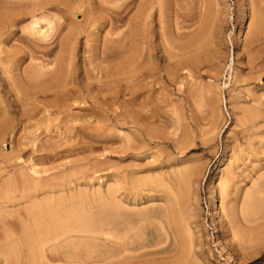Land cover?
<instances>
[{
    "label": "rangeland",
    "instance_id": "1",
    "mask_svg": "<svg viewBox=\"0 0 264 264\" xmlns=\"http://www.w3.org/2000/svg\"><path fill=\"white\" fill-rule=\"evenodd\" d=\"M6 1L0 0V111L7 112L0 117V193L4 196L6 191L8 198L19 196L13 200H19L28 193L27 196L34 201L31 204L28 199L19 201L17 207L10 208L14 213H10V209L3 211L0 220L15 221L13 218L20 217L25 207L36 204V201L45 203L51 200L55 208L63 199L68 217L78 218L81 227V232L72 236L86 238L81 239L79 247L84 264H166L176 260L178 255L175 252L166 256L154 254L171 244L170 240L164 241L161 231V228L165 229L164 210L173 205L177 207L179 203L180 213L186 211L185 207L195 209L200 227L198 231L202 233L195 235L199 241L196 240L192 250L200 254L191 258L192 264H264V24L259 23L264 19V0H174L175 3L173 0H160L161 4L164 2L166 15L163 13L160 17L155 4L156 9L145 29L143 26L138 28L142 32L136 27L133 30L134 25L128 22V18L136 16L140 0H12L15 2L13 5L10 0ZM39 1H47L51 5L49 12L41 10L35 13V17L51 16L50 21L56 27L52 25L55 30L47 42L29 31L32 23L30 13ZM127 4H130V9L126 10L129 16L126 14L127 19L116 20L111 28L107 20L115 17L117 12L122 13ZM126 15L124 13L123 16ZM256 15L261 18L256 20ZM73 18L81 24L77 26L80 35L77 31L74 59L66 56L61 59L60 42L68 35ZM206 19L214 26L211 30L208 24L211 33L205 36V42L207 37L212 38L215 27L217 35H214L219 36L214 39L216 45H210L213 44L210 39V46L205 44L208 48L204 45L198 49L199 52L194 49L196 53L190 51L186 52L189 55L181 56L179 47L198 34L203 27L202 20ZM59 21L64 26L59 27ZM257 23L256 27L254 24ZM241 30L245 31V36L240 37ZM133 31L137 32L133 37L134 40L138 38L136 45L139 46L132 50L139 49V53L130 47V32ZM149 43L154 47L151 54L147 47ZM102 48L109 53L106 58ZM125 49L127 53L132 51L129 57ZM119 54L123 56V62ZM125 55L129 60H125ZM98 56H104V59ZM66 58L73 61L70 63L72 66L69 65L70 60L68 64V60L63 62ZM58 59L65 69L68 68L60 67V72L52 73ZM43 63L48 68L41 72L37 66ZM109 64L112 69H109ZM184 65L189 68L185 69ZM46 70L49 74H41ZM69 72L72 77H66ZM38 73L41 77L36 76ZM59 73L65 76L58 78L56 75ZM247 112L249 119L245 117ZM250 113H256L252 120ZM220 161V172L213 174ZM119 177L124 183L119 181ZM21 178L31 183L26 191L20 188ZM125 178L129 182L126 183ZM11 179H16L13 180L16 182L14 186L19 185L11 186ZM115 179L120 183L121 194L129 199L121 195L123 213H130L133 226L145 228L138 232L142 239L154 242L141 252L123 255L148 253L135 262L119 263L114 257L113 237L116 232L112 228V205L117 184ZM214 183L219 188L215 194L218 200L216 218L208 206L212 198L209 188ZM34 184L43 186L47 197L44 191L32 192ZM58 186L59 190L55 189ZM188 186H193L196 191L190 192ZM168 187L173 189L170 191ZM61 190L64 192L60 193ZM17 191L21 194L18 195ZM158 196L163 201H158ZM171 199L173 204L169 202ZM164 200H168L169 205ZM23 202L27 204L23 205ZM7 215L9 220L5 217ZM124 233L121 231V235ZM72 244L69 239V250L73 248ZM197 244H202V248Z\"/></svg>",
    "mask_w": 264,
    "mask_h": 264
},
{
    "label": "bare ground",
    "instance_id": "2",
    "mask_svg": "<svg viewBox=\"0 0 264 264\" xmlns=\"http://www.w3.org/2000/svg\"><path fill=\"white\" fill-rule=\"evenodd\" d=\"M6 1V0H5ZM9 1V0H8ZM29 1V0H28ZM112 0H107V2H111ZM120 1V0H119ZM162 1H164L165 2V0H162ZM174 1V0H173ZM7 2V1H6ZM10 3L11 2H13L12 0H10L9 1ZM26 2V1H25ZM137 2V1H136ZM140 2L141 3H139V5L137 6L138 7V9H137V12H136V16L133 18V17H130V18H128L129 20H128V22H130V24H132V26L134 25V29L133 30H135V27H136V30H139L138 28H143L144 26L146 27V24H147V21L149 20V19H151V16L153 15V13L152 12H154V9H156V6H155V4L158 6V13L157 14H159V16L161 17H163V13H164V2H162V4L160 3V0H140ZM8 3V2H7ZM15 2H13L12 3V5L14 4ZM19 3V2H18ZM33 3V2H32ZM60 3V2H59ZM83 3V2H82ZM102 3V2H101ZM171 3V2H170ZM174 3H175V1H174ZM207 3H209V2H207ZM16 4H17V2H16ZM21 4H23V3H21ZM28 4V3H27ZM34 4V3H33ZM132 4H135L134 2L132 3ZM131 4V5H132ZM179 4H180V2H179ZM205 4V3H204ZM210 4V3H209ZM18 5V7H19V4H17ZM32 5V4H31ZM51 4L50 3H48L47 1H39V2H37V3H35L33 6H34V9L31 11V18H32V23H31V25H30V27L31 28H29L30 30L29 31H31V33L33 34V36L35 35H37L36 37H40L41 39H42V41L43 40H45L44 42H47V40H49L50 41V39L49 38H51L52 37V31L53 30H55L54 28H56L55 26H54V24H52L53 22H51L50 21V17H47V15L46 16H43V17H39V18H36L35 16V13L36 12H39V11H41V10H43V11H47L48 9H50V8H48L49 6H50ZM103 5V4H102ZM168 5V4H167ZM171 6H172V3H171ZM170 6V7H171ZM202 6V5H201ZM30 7H32V6H30ZM57 7V6H56ZM130 7V4H127L126 6H125V9L123 10V12L125 13V15L126 14H128V16H129V13H127L126 12V10L128 9ZM136 7V6H135ZM26 8H27V6H26ZM59 8V7H58ZM76 8V7H75ZM166 8V7H165ZM32 9V8H31ZM79 9V8H78ZM77 9V10H78ZM106 9V8H105ZM111 9V8H110ZM115 9V8H114ZM130 9V8H129ZM167 10H168V8H166ZM207 9V8H206ZM30 10V9H29ZM180 10V9H179ZM178 10V11H179ZM205 10V9H204ZM52 11V10H51ZM79 11V10H78ZM82 11V10H81ZM107 11V10H106ZM128 11V10H127ZM155 11H157V10H155ZM172 11V9L170 10V12ZM47 12H49V10L47 11ZM118 13L117 12V15H115V17H110V19H108L107 21H108V23L110 24V26H111V28H112V25L114 26V23H115V21L116 20H118V21H120L121 19H124V18H126L127 19V15L126 16H123L124 15V13ZM167 13H168V11H166ZM190 12V11H189ZM209 12V11H208ZM207 12V13H208ZM113 13V12H112ZM133 14H134V12H132ZM186 13V12H185ZM261 13V12H260ZM43 14V13H42ZM42 14H41V16H42ZM45 14V13H44ZM49 14V13H48ZM51 14V13H50ZM87 14H89V13H87ZM115 14V13H114ZM165 15H166V13H164ZM187 14V13H186ZM214 14V13H213ZM259 14V13H258ZM164 15V16H165ZM168 15H169V13H168ZM167 15V16H168ZM217 14H215V16H216ZM261 15H263V14H261ZM59 16V15H58ZM57 16V17H58ZM73 16H74V18H75V14L73 13ZM89 16V15H88ZM88 16H86V17H88ZM109 16H111V15H109ZM215 16H213V17H215ZM245 16V15H244ZM243 16V17H244ZM258 16V17H257ZM160 17H158L159 18V20L158 21H160ZM194 17V16H193ZM209 17V16H208ZM242 17V18H243ZM72 19V22H71V24H70V31H69V33H68V35L66 36V37H64V40H63V42H60V48H61V54L62 55H60V58L62 59L63 57H71V59L73 58L74 59V55H73V52H74V50L76 49V46H75V43H76V41H77V38H76V35H77V31H79V29H78V24H80L79 23V21L77 22L76 21V19ZM177 18H179V17H177ZM257 18H261V16H259V15H256V20H257ZM263 18V17H262ZM56 19V17H54V21H56L55 20ZM63 18L61 17L60 18V20H62ZM88 19V18H87ZM90 19V18H89ZM212 19V18H211ZM245 19V18H244ZM241 20H243V19H241ZM255 20V22H259L261 19H259V21H256ZM9 21H10V19H9ZM11 21H12V19H11ZM58 21V20H57ZM65 21V20H64ZM90 21V20H89ZM93 21V20H92ZM123 21V20H122ZM127 21V20H126ZM190 21V20H189ZM197 21V20H196ZM202 21H204L203 22V27H201V30L198 32V34L196 35L195 34V37H193V36H191V38H190V41L188 42V43H186V44H183V45H181L180 47H179V50H180V55L181 56H183L184 54L185 55H189L191 52L190 51H193L194 49L195 50H197L198 51V49H200L201 50V46L203 47L205 44H207V46L209 45L208 43H210V42H208L210 39H211V43H213V44H210V45H216V43H217V41H215L216 40V38L215 37H217V36H215V35H217V34H215L216 33V29L217 28H215V27H213L215 30H213L214 32H212L213 33V35H211L212 36V38L211 37H209V39H208V37H207V40H206V42H205V36L207 35L208 36V34H210L211 33V30H212V25L214 26V24H209V22H208V19H206V20H202ZM210 21V20H209ZM263 21H264V19H262L259 23H261L262 25L264 24L263 23ZM117 22V21H116ZM149 22V21H148ZM163 22H164V20H163ZM185 22V21H184ZM194 22V21H193ZM107 23V22H106ZM161 23H162V21H161ZM179 23V22H178ZM177 23V24H178ZM192 23V22H191ZM211 23H213V22H211ZM215 23H216V21H215ZM96 24V23H95ZM95 24H94V28H95ZM98 24V23H97ZM126 24H127V22H126ZM129 24V23H128ZM149 24V23H148ZM181 24V23H180ZM197 24V23H196ZM208 24L210 25V29H209V27H208ZM261 24H259V25H261ZM46 25V26H45ZM52 25H53V27H52ZM63 24H62V22L61 21H59L58 22V26L59 27H61ZM81 25V24H80ZM89 25V24H88ZM117 25H120V24H117ZM163 25V24H162ZM254 25H256V27L258 26V23L257 24H254ZM64 26V25H63ZM78 26V27H77ZM92 26V25H91ZM132 26H130V27H132ZM143 26V27H142ZM176 26V25H175ZM216 26V25H215ZM49 28V30H48V28ZM82 27V26H81ZM145 27H144V29H145ZM150 27V26H149ZM120 28V27H119ZM160 28H163V27H160ZM258 28H260V26L258 27ZM263 28V27H262ZM90 29V28H89ZM143 29V30H144ZM246 29V28H245ZM256 29V28H255ZM159 30V29H158ZM162 30V29H161ZM220 29L218 28V30L217 31H219ZM260 30H263V29H260ZM50 31V32H49ZM82 31V30H81ZM131 31V30H130ZM140 32H142L141 30H139ZM149 31V30H148ZM83 32V31H82ZM128 32V31H127ZM256 32V31H255ZM80 33V31L78 32V36L80 35L79 34ZM137 33V32H136ZM136 33H135V31H133V32H130V35H132L131 37H132V39H130V41H131V50L132 49H134L136 46H139V44L138 45H136L137 44V40H138V38H137V40H134V34H135V37H136ZM181 33V32H180ZM217 33H219V32H217ZM257 33H258V31H257ZM117 34V33H116ZM148 34V33H147ZM179 34V33H178ZM182 34V33H181ZM181 34L179 35L180 37H181ZM215 34V35H214ZM121 35V34H120ZM129 34H128V37L130 36ZM219 35V34H218ZM246 34H245V31H243V30H241L240 31V37H242V36H245ZM77 36V37H78ZM142 36H143V34H142ZM179 36H177V37H179ZM182 36H183V34H182ZM213 36H214V38H213ZM53 37H54V35H53ZM127 37V36H126ZM130 37V38H131ZM141 37V36H140ZM179 37V38H180ZM219 37V36H218ZM217 37V38H218ZM239 37V38H240ZM87 38V37H86ZM145 38V37H144ZM182 38V37H181ZM184 38H185V35H184ZM28 39V38H27ZM40 39V40H41ZM55 39V38H54ZM106 39V38H105ZM136 39V38H135ZM215 39V40H214ZM57 40V39H56ZM87 40V39H86ZM134 40V41H133ZM215 41V44H214V41ZM25 41V40H24ZM52 41V40H51ZM54 41V40H53ZM88 41V40H87ZM122 40H120V42H121ZM126 41V40H125ZM125 41H124V45H126L125 44ZM130 41H129V45H130ZM32 42V41H31ZM109 42H111L110 40H109ZM114 42V41H113ZM123 42V41H122ZM140 42V41H139ZM146 42V41H145ZM27 43V42H26ZM43 43V42H42ZM49 43V42H48ZM47 43V44H48ZM112 43V42H111ZM110 43V44H111ZM115 43V45H117L116 44V42H114ZM113 43V44H114ZM78 44V43H77ZM85 44V43H84ZM141 44V43H140ZM152 44V43H151ZM201 44V45H200ZM114 45V46H115ZM121 45V44H120ZM123 45V46H124ZM142 45V44H141ZM143 45H145V44H143ZM142 45V46H143ZM148 46V50H150L149 52H150V54H151V52H152V49H154V47H152L153 45H150V43L149 44H147ZM198 45H200V46H198ZM209 45V46H210ZM85 46H87V45H85ZM89 46V45H88ZM106 46V45H105ZM118 46H119V43H118ZM123 46H121L120 48H122ZM200 47V48H198V47ZM28 47V46H27ZM42 47V46H41ZM116 47V46H115ZM129 47V46H128ZM30 48V47H29ZM46 48H47V46H46ZM55 48V47H54ZM89 48V47H88ZM104 48V47H103ZM103 48L101 49L103 52L106 50V49H104L103 50ZM105 48H107V46L105 47ZM127 48V47H126ZM204 48H208V47H206V45L204 46ZM204 48H202V50L204 49ZM1 49V48H0ZM35 49V48H34ZM43 49V48H42ZM45 49V48H44ZM108 49V48H107ZM114 49H116V48H114ZM114 49H112V50H114ZM123 49V48H122ZM145 49V48H144ZM147 49V48H146ZM119 50V49H118ZM118 50H117V53H118ZM121 50V49H120ZM120 50H119V52H120ZM135 50H137V49H135ZM135 50H132V51H134L135 52ZM139 50V49H138ZM137 50V51H138ZM143 50V49H142ZM55 51V50H54ZM91 51V50H90ZM98 51V50H97ZM128 51H129V48H128ZM132 51H131V53H132ZM146 51V50H145ZM197 51H193L192 53H196ZM3 52V51H2ZM53 52V51H52ZM86 52V51H85ZM95 52V51H94ZM102 52V53H103ZM113 52H115V51H112V53ZM124 52H126V55L128 54V56L127 57H129V54H131V53H127V50L125 49L124 50ZM186 52H190V53H186ZM199 52V51H198ZM32 53H34V52H32ZM56 53V52H55ZM95 53H98V52H95ZM101 53V54H102ZM105 53V52H104ZM111 53V52H110ZM116 53V52H115ZM114 53V54H115ZM122 54H123V52H121ZM138 53H139V51H138ZM43 54V53H42ZM52 54V53H51ZM99 54V53H98ZM100 54V55H101ZM106 54H109V53H105V57L104 58H106L107 57V55ZM73 55V56H72ZM112 56H113V54H111ZM115 55H117V54H115ZM119 55H121V54H119ZM119 55L117 56L118 58H120L121 57V60H122V62H123V59H122V55L119 57ZM126 55L124 56V58L126 57ZM27 56V55H26ZM32 56V55H31ZM62 56V57H61ZM112 56H109V57H112ZM132 56V55H131ZM152 56V55H151ZM150 56V57H151ZM24 57V56H23ZM98 57H100V56H98ZM98 57H96V58H98ZM103 57H100L101 59H104ZM136 57H137V55H136ZM2 58V57H1ZM1 58H0V60H1ZM58 58V57H57ZM69 58H66V59H63V62L66 60H68L66 63L68 64V62H69ZM114 58V57H113ZM138 58H140V57H138ZM17 59V58H16ZM60 59V60H61ZM99 59V58H98ZM108 59V58H107ZM110 59H112V58H110ZM109 59V60H110ZM141 59V58H140ZM10 60V59H9ZM12 60V59H11ZM15 60V59H14ZM13 60V61H14ZM18 60H20V59H18ZM59 59H58V61H56L57 63H56V70L54 69V70H52V73H53V71H54V73H58V72H60L61 71V68L60 67H62V69H63V67L64 66H62V64L63 63H61L62 61H60ZM113 60V59H112ZM125 60H129V58L127 59V58H125ZM124 60V61H125ZM134 60V59H133ZM136 60L138 61V59L136 58ZM183 60V59H182ZM182 60H181V63L183 64V62H182ZM189 60H191V59H189ZM2 61V60H1ZM13 61H11V63L13 62ZM17 61V60H16ZM98 61H100V59L98 60ZM103 61V60H102ZM108 61V60H107ZM185 61H186V59H185ZM18 62V61H17ZM73 61H71L70 60V62H69V65H71L72 66V64H70V63H72ZM122 62H120V63H122ZM134 62V61H133ZM136 62V61H135ZM142 62V61H141ZM140 62V63H141ZM188 63H189V61H187ZM5 63V62H4ZM9 63V62H8ZM93 63V62H92ZM100 63V62H99ZM104 63V62H103ZM107 63V62H106ZM129 63V62H128ZM132 63V62H131ZM146 63V62H145ZM181 63H180V65H181ZM186 63V62H185ZM184 63V64H185ZM51 64V63H50ZM141 64H144V63H141ZM147 64H149L148 63V61H147ZM146 64V65H147ZM6 65V64H5ZM4 65V66H5ZM34 65V64H33ZM55 65V64H54ZM68 65V66H69ZM95 65V64H94ZM110 65V64H109ZM117 65V64H116ZM126 65V64H125ZM128 65V64H127ZM6 66H8V64L6 65ZM93 66V65H92ZM92 66H90V67H92ZM97 66H98V63H97ZM99 66H102V63H101V65H99ZM104 66V65H103ZM106 67H108L107 66V64L105 65ZM119 66H120V64H119ZM118 66V67H119ZM129 66V65H128ZM131 66H133V65H131ZM130 66V67H131ZM12 67H13V65H12ZM37 67H39L37 70H39V69H41V72H42V70L44 71V69H46V67H47V65L46 64H39V66H37ZM36 67V68H37ZM50 67V66H49ZM67 67V66H66ZM96 67V66H95ZM111 67V65L109 66V69H112V68H110ZM134 67V66H133ZM141 67H143V66H141ZM184 67H185V69L188 67L189 68V66H185L184 65ZM192 67V66H191ZM6 68V67H5ZM8 68V67H7ZM7 68L5 69V70H7ZM36 68H34V73H35V69ZM48 68V67H47ZM68 68V67H67ZM66 68V69H67ZM101 67H99L98 69H99V71L101 70L100 69ZM121 68H122V65H121ZM123 68H126V66L125 67H123ZM183 68V67H182ZM64 69H65V67H64ZM65 69V70H66ZM70 69V68H69ZM72 69V68H71ZM96 69V68H95ZM106 69V68H105ZM108 69V68H107ZM116 69V68H115ZM184 69V68H183ZM182 69V70H183ZM184 69V70H185ZM3 70H4V68H3ZM48 70V69H47ZM47 70H46V72L45 73H41V74H45L46 75V73H48L47 72ZM51 70V69H50ZM73 70V69H72ZM122 70H124V69H122ZM10 71V70H9ZM40 71V70H39ZM63 71V70H62ZM68 71V70H67ZM103 71V70H102ZM114 71V70H113ZM6 72V71H5ZM74 72V71H73ZM106 72H108V70H106ZM9 73V72H8ZM7 73V74H8ZM27 73V72H26ZM25 73V74H26ZM33 73V74H34ZM37 73V72H36ZM40 73V72H39ZM36 74V76H38V75H40V74ZM65 73V72H64ZM64 73L62 74H60L59 73V75H56L58 78H59V76H63L64 75ZM99 73H101V72H99ZM109 73V72H108ZM112 73V72H111ZM116 73V72H115ZM4 74V73H3ZM28 74V73H27ZM49 74V73H48ZM67 74V73H66ZM70 74V72L66 75V77L68 76ZM86 74H87V72H86ZM147 74V73H146ZM153 74V73H152ZM6 75V74H5ZM98 75H100V74H98ZM103 75V74H102ZM109 75H110V73H109ZM108 75V76H109ZM9 76V75H8ZM43 76V75H42ZM54 76H55V74H54ZM65 76V75H64ZM70 76V75H69ZM73 76V75H72ZM72 76H70V77H72ZM74 76H75V74H74ZM106 75H104V77H105ZM39 77H41V75L39 76ZM76 77V76H75ZM27 78V77H26ZM77 78V77H76ZM99 78V77H98ZM148 78V77H147ZM34 79V78H33ZM37 79H38V77H37ZM36 79V80H37ZM72 79V78H71ZM73 79H75V78H73ZM28 81V80H27ZM35 81V80H34ZM63 81V80H62ZM69 81V80H68ZM71 81V80H70ZM73 81V80H72ZM31 82H33L32 80H31ZM56 82H58V81H56ZM65 82H66V80H65ZM34 83V82H33ZM38 83V82H37ZM62 83V82H61ZM58 84V83H57ZM64 84V83H63ZM90 84V83H89ZM152 85V84H151ZM61 86V85H60ZM153 86V85H152ZM63 87H64V85H63ZM66 87H67V85H66ZM151 87V86H150ZM150 87H149V89H150ZM58 89V88H57ZM60 89H61V87H60ZM63 89V88H62ZM66 89V88H65ZM129 89V88H128ZM136 90V89H135ZM144 90H146L145 88H144ZM137 91H140V90H138L137 89ZM148 91V90H147ZM146 91V92H147ZM160 91V90H159ZM133 92V91H132ZM134 92H136V91H134ZM150 92V91H149ZM139 93V92H138ZM132 94V93H131ZM134 95H136L135 93H134ZM142 95H143V93H142ZM141 97V96H140ZM143 97V96H142ZM147 97V96H146ZM1 98V97H0ZM134 99V98H133ZM2 100V99H1ZM0 100V101H1ZM134 102H135V100H134ZM224 102V101H223ZM1 103V102H0ZM131 103V104H130ZM129 104L130 105H133L134 106V103L132 104V102H130ZM128 104V105H129ZM2 105V104H1ZM141 107V106H140ZM136 108H137V106H136ZM3 109V108H2ZM5 109V108H4ZM243 109V108H242ZM254 109V108H253ZM6 110V109H5ZM213 110V109H212ZM247 109L245 108V110L244 111H246ZM248 111H251V109L250 110H248ZM253 112H254V110H252ZM260 111V110H259ZM0 112H2V110L0 111ZM262 112V111H261ZM5 113H7L6 111L4 112V110H3V112L0 114V117H3V116H5V115H3V114H5ZM252 113V112H251ZM250 113V114H251ZM257 113V112H256ZM256 113H253L254 115L256 114ZM155 114V113H154ZM258 114V113H257ZM7 115V114H6ZM137 115V114H136ZM135 115V116H136ZM146 115V114H145ZM243 115V114H242ZM242 115H240V116H242ZM245 115V114H244ZM252 115V114H251ZM254 115H252L251 116V120H252V118H254L255 116ZM258 115H260V114H258ZM263 115V114H262ZM131 116V115H130ZM248 112H247V116H245V117H247L248 118ZM261 116V115H260ZM119 117V116H118ZM117 117V118H118ZM259 117V116H258ZM116 118V119H117ZM250 118V117H249ZM248 118V119H249ZM259 118H261V117H259ZM244 119V118H243ZM242 119V120H243ZM248 119H246V120H248ZM118 120V119H117ZM131 120H132V118H131ZM242 120H240L241 122H244V121H242ZM256 120V119H255ZM249 121V120H248ZM254 121V120H253ZM257 121V120H256ZM255 122V121H254ZM3 125V124H2ZM1 128H2V126H1V124H0V130H1ZM3 131V130H2ZM7 131H5V133H6ZM208 133H210V132H208ZM2 135V134H1ZM5 135V134H4ZM4 137V136H3ZM128 139H131V138H128ZM4 140V139H3ZM132 140V139H131ZM186 140V139H185ZM130 141V140H129ZM184 142V141H183ZM130 143V142H129ZM128 143V144H129ZM222 161V160H221ZM220 161V163L218 164V166L215 168V172L213 173V174H217V173H219L220 171L218 170L219 169V166H220V164L222 163ZM193 168V167H192ZM188 169V168H187ZM191 169V168H190ZM190 169H188V170H190ZM194 169H195V167H194ZM193 169V170H194ZM186 170V169H185ZM35 171V170H34ZM33 171V172H34ZM150 171V170H149ZM187 171V170H186ZM36 172H38L39 173V170L37 171L36 170ZM122 172V171H121ZM123 172H125V171H123ZM133 172V171H132ZM195 171H193L192 173H194ZM32 173V172H31ZM35 173V172H34ZM38 173H36V174H38ZM127 173V172H126ZM135 173H139V172H135ZM144 173V172H143ZM173 173H175V172H173ZM188 173V172H187ZM16 174V173H15ZM35 174V175H36ZM118 174L120 175V173L118 172ZM117 174V172H116V175H118ZM128 174V173H127ZM133 174V173H132ZM140 174V173H139ZM168 174V173H167ZM178 174V173H177ZM189 174V173H188ZM121 175H122V173H121ZM134 175V174H133ZM132 175V176H133ZM136 175V174H135ZM193 175H196V173L195 174H193ZM25 176V175H24ZM114 177H115V174L113 175ZM124 176L126 177V175L124 174ZM131 176V177H132ZM137 176V175H136ZM151 176V175H150ZM158 176V175H157ZM178 176V178H181L180 177V175H177ZM212 176H214V175H212ZM13 177V176H12ZM121 177H123V176H121ZM127 177H129V175L127 176ZM193 177V176H192ZM20 178V177H19ZM32 178H34V177H32ZM116 178H118V177H116ZM190 178H191V176H190ZM36 179V178H35ZM114 179V178H113ZM121 178L119 177V181H121V182H123L122 180L123 179H121ZM152 179V178H151ZM163 179V178H162ZM189 179V178H188ZM12 181L13 180H16V179H11ZM125 180H126V178H125ZM128 180V179H127ZM126 180V183L127 182H129V181H127ZM164 180H166V179H164ZM180 180V179H179ZM182 180H183V178H182ZM186 180V179H185ZM35 181V180H34ZM115 181H116V179H115ZM118 181V180H117ZM116 181V182H117ZM141 181V180H140ZM168 181V180H167ZM172 181V180H171ZM170 181V182H171ZM177 181V180H176ZM184 181V180H183ZM193 182H194V180H192ZM191 181V182H192ZM10 182V181H9ZM113 182H114V180H113ZM112 182V183H113ZM142 182V181H141ZM166 182V181H165ZM179 182H181V180L179 181ZM190 182V183H191ZM192 182V183H193ZM5 183H6V181H5ZM11 184V186H14V184L16 183V182H10ZM18 183V182H17ZM19 183H20V188H22L23 190L22 191H24L25 189H29L28 187V185H30L29 184V182H28V180H26L25 178H21V179H19ZM39 183H41V182H39ZM115 183V182H114ZM124 183V182H123ZM122 183V184H123ZM146 183H147V180H146ZM174 183V182H173ZM178 183V182H177ZM194 183H196V181L194 182ZM38 184V183H37ZM42 184V183H41ZM155 184H157V183H155ZM168 184H169V182H168ZM3 185V184H2ZM8 185V184H7ZM16 185H19V184H16ZM15 185V186H16ZM33 185V184H32ZM35 186L34 187H32V189H33V191L32 192H34V193H36V192H39V193H41V192H43L44 191V196H46L47 197V190H45L44 189V187L43 186H41L40 187V185L39 186H36V184H34ZM44 185V184H43ZM47 185V184H46ZM134 185V184H133ZM166 185V184H165ZM186 184H184V186H185ZM192 185V184H191ZM194 185H196V184H194ZM14 186V187H15ZM31 186V185H30ZM63 186V185H62ZM124 186V185H123ZM125 186H127V185H125ZM138 186H139V184H138ZM150 186V185H149ZM160 186H162V185H160ZM167 186V185H166ZM166 186H164V187H166ZM168 186H170V185H168ZM184 186H182V187H184ZM7 187H9V186H7ZM7 187H5L6 189L5 190H7ZM43 187V188H42ZM47 187V186H46ZM140 187V186H139ZM139 187H137L136 186V188H139ZM146 187H148L147 185H146ZM171 187V186H170ZM193 187V186H192ZM189 188V186L187 187V188H189V191L190 192H193V191H196L194 188ZM3 189H4V187H2ZM12 188V187H11ZM17 188V187H16ZM31 188V187H30ZM52 189V187H49V189ZM54 188L55 187H53V190H54ZM149 188H151V187H149ZM160 188V187H159ZM167 188V187H166ZM165 188V189H166ZM174 188H176L175 186H174ZM55 189H58L59 190V186L57 187V188H55ZM124 189V188H123ZM168 189H170V191L173 189V188H169L168 187ZM192 189H194V190H192ZM219 188H218V185H217V183H214V184H212L211 185V187L209 188V192H210V194L212 195V198H211V200H210V203L208 204V206L210 207V209H211V211L213 212V216L216 218L217 216H218V206H216L217 205V203H218V200H216V196H215V194L219 191L218 190ZM11 190V189H10ZM14 190V189H13ZM65 190V189H64ZM64 190H61V191H59L60 193H62V192H64ZM121 186H120V183L119 182H117V184H116V189H115V192H114V197H115V201H114V205H112L113 206V208L112 209H114L113 210V214H112V228H113V230L116 232V234H115V236L113 237L114 238V242H113V252H114V257L115 258H117V261L116 262H135L136 260H138L139 258H144V257H146V256H148V253H146V252H143V253H141L139 256H123L124 254H126V253H128V252H141V251H143V249H145V248H147V247H149L152 243H154L153 241H149V240H144V239H142L140 236H139V234H138V232H140L142 229H145L143 226H141V225H138V226H133V221H132V219H131V217H130V213H128V212H125V213H123V211H122V200H121V195H123V194H121L122 192H121ZM128 190V189H127ZM148 190V189H147ZM156 190V189H155ZM164 190V189H163ZM177 190V188L175 189V191ZM1 191V190H0ZM8 191H9V189H8ZM18 191H19V189H18ZM18 191H17V194H18ZM26 191V190H25ZM27 191H29V190H27ZM52 191V190H51ZM56 191V190H55ZM128 191H130V190H128ZM146 191V190H145ZM161 191V190H160ZM165 191V190H164ZM225 191H227L226 189H225ZM6 192V191H5ZM4 192V196H2L1 195V193H0V213H2L3 211H6L7 212V210H9L10 208H13V207H17V205H18V203H19V201H21V200H27V201H29L30 203L29 204H31L33 201H31L33 198L32 197H29V196H27L28 195V193H27V195L24 197V195L23 196H21V198H18L19 200H13V198H15V197H19V196H15V197H13L12 198V196H11V198H8L7 197V195H8V193L6 194ZM12 192V191H11ZM10 192V193H11ZM48 192H49V190H48ZM54 192V191H53ZM53 192H52V195H53ZM58 192V193H59ZM138 192V191H137ZM185 193H186V191H184ZM2 193H3V191H2ZM31 193V192H30ZM49 193H51V192H49ZM48 193V194H49ZM57 193V192H56ZM102 193V192H101ZM124 193V192H123ZM126 193V192H125ZM161 193H163L162 191H161ZM172 193H174V195H175V192H172ZM196 192H194V194H195ZM14 194H15V191H14ZM21 193H19L18 195H20ZM37 194V193H36ZM65 194H66V191H65ZM64 194V195H65ZM153 194V193H152ZM170 194V193H169ZM192 194V193H191ZM225 194V193H224ZM43 195V194H42ZM108 195V194H107ZM110 195V194H109ZM140 195V194H139ZM139 195H137V196H139ZM229 195V194H228ZM32 196V195H31ZM38 196L39 195H37L36 197L38 198ZM44 196H42V198L44 197ZM113 196V195H112ZM123 196H125V195H123ZM122 196V197H123ZM132 196H134V194L132 195ZM141 196V195H140ZM146 196V195H145ZM167 196H168V193H167ZM176 196V195H175ZM186 196V195H185ZM189 196H191L190 194H189ZM193 197L195 196V195H192ZM28 197V198H27ZM41 197V196H40ZM54 197V196H53ZM73 197V196H72ZM150 197V196H149ZM154 197V196H153ZM152 197V199H155V198H153ZM159 197V196H158ZM164 196H162V198H163ZM171 197V196H170ZM188 197V196H187ZM192 197V198H193ZM34 198H35V196H34ZM50 198V197H49ZM75 198V197H74ZM125 198L126 199H128V197H126L125 196ZM147 198H148V196H147ZM190 198V197H189ZM17 199V198H16ZM59 199V198H58ZM109 199V198H108ZM141 199H143V198H141ZM149 199V198H148ZM151 199V198H150ZM149 199V200H150ZM161 199V196L159 197V199H158V201ZM166 199H168V198H166ZM170 199V198H169ZM178 199V198H177ZM177 199H176V201H177ZM191 199V198H190ZM225 199V198H224ZM223 199V200H224ZM45 200H46V198H45ZM124 200V199H123ZM129 200V199H128ZM134 200V199H133ZM139 200L140 199H138V202H139ZM145 200H146V198H145ZM162 201H163V199H161ZM192 200V199H191ZM40 201V200H39ZM56 201V200H55ZM135 201V200H134ZM151 201V200H150ZM153 201H155V200H153ZM164 201H167V204L169 205V203H168V200H164ZM186 201V200H185ZM193 201V200H192ZM197 201V200H196ZM229 201V200H228ZM129 202V201H128ZM127 202V203H128ZM170 202V204H173V201H172V199L169 201ZM195 202V201H194ZM24 203H26L27 204V202H23V205H26V204H24ZM36 204H32L30 207H28L27 208V206L25 207V210H23V207H22V210L24 211H22L23 213H22V215H20V217H18L17 219L16 218H13V216H11L13 219H15V221H13L12 220V222H11V220L8 222V221H6V220H0V264H84V262H83V255H82V252L80 251V249H79V247H80V242H81V239L82 238H85V237H80V236H78V235H73L72 236V234H78L79 232H81L80 231V226L78 225L79 224V219L78 218H74L72 215H69V217H68V215H67V213L65 212V210H64V206H66V205H64V200L63 199H60L59 200V202L57 203V206L54 208L53 206H52V201L51 200H48V201H46L45 203L44 202H35ZM83 203V202H82ZM124 203V202H123ZM163 203H165V202H163ZM178 203V202H177ZM188 203V202H187ZM192 203V202H191ZM228 203H230V202H228ZM22 204V203H21ZM73 204V203H72ZM75 204V203H74ZM175 204V203H174ZM227 204V203H226ZM88 205V204H87ZM136 205V204H135ZM180 204L178 203V205H177V207L179 206ZM195 205V204H194ZM128 207L127 208H129V206L130 205H127ZM159 206V205H158ZM157 206V207H158ZM188 206H190V205H188ZM231 206V205H230ZM19 207H20V204H19ZM19 207L17 208V209H19ZM67 207V206H66ZM133 207H134V205H133ZM136 207V206H135ZM176 207V205H173V207H170V208H168V207H165L166 209L164 210V218H165V221H164V226H165V229L164 228H161V231H162V234H163V236H164V241L165 242H168L169 240L171 241V244L168 246V247H166L165 249H163V250H160V251H158V252H156L154 255H162V256H166V255H169V254H172V253H176L177 255H178V257L176 258V260H174L173 262H171V263H166V264H192V262H190V260H191V258L195 255V256H199L198 254H200V253H195L192 249H193V247L195 246V242H196V240L197 239H199V238H197L196 239V237H195V235L196 234H199L201 231H198L199 229L198 228H200V227H198V222H197V219H198V215L195 213V209L193 210V208L191 209V207H189V208H187V207H185L186 208V211H184V213H180V211L179 210H181V209H179L178 210V208H180V207H178L177 208ZM226 207V206H225ZM229 208V207H228ZM86 209V208H85ZM132 209V208H131ZM137 209H139V208H137ZM226 209V208H225ZM15 210V209H14ZM13 210V211H14ZM128 210V209H127ZM10 211V213L12 212V210L10 209L9 210ZM20 211H21V209H20ZM197 211V210H196ZM6 212H5V214H6ZM224 212V211H223ZM12 213H14V212H12ZM15 213H18V212H15ZM20 213V212H19ZM12 215V214H11ZM19 215V214H18ZM83 215V214H82ZM1 216H2V214H1ZM0 216V219L2 218ZM3 216H4V213H3ZM227 216H228V214H227ZM5 217H7L6 219L7 220H9L10 218H8V215L7 216H5ZM4 217V218H5ZM16 217V216H15ZM80 217H81V214H80ZM213 217V218H214ZM66 218H67V220H66ZM81 219V218H80ZM144 220V222L147 224V220H145V219H143ZM159 221V220H158ZM200 222V221H199ZM161 226H162V224H161ZM195 226V227H194ZM83 228V227H82ZM121 231H125V233L123 234V235H121ZM166 232H168V234L166 233ZM84 233V232H83ZM249 233V232H248ZM81 234V233H80ZM88 234V233H87ZM200 234H202V233H200ZM82 235V234H81ZM108 235V234H107ZM104 236V235H103ZM106 236V235H105ZM248 236V235H247ZM110 237V236H109ZM199 237V236H198ZM202 237V236H201ZM200 237V238H201ZM112 238V237H111ZM140 238V240L139 241H137V239H139ZM72 240V242H73V248L71 249V250H69V246H68V240ZM86 239V238H85ZM105 239V238H104ZM202 239V238H201ZM197 241H199V240H197ZM202 242V241H201ZM198 243V242H197ZM166 245V244H165ZM197 245H199V247H201L202 248V244H197ZM199 249V251H202V250H200V248H198ZM197 249V250H198ZM224 250V249H223ZM198 252V251H197ZM129 254H131V253H129ZM201 256H202V254H201ZM201 256H200V258H201ZM232 257V256H231ZM197 258V257H196ZM200 258H199V260H200ZM108 260H109V258H108ZM198 260V259H197ZM112 262H113V260H112ZM115 263V262H114ZM122 264V263H121ZM202 264V263H201Z\"/></svg>",
    "mask_w": 264,
    "mask_h": 264
}]
</instances>
